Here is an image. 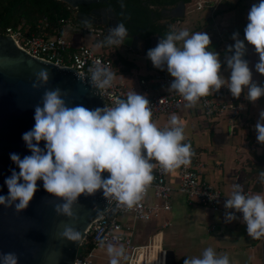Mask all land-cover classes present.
Instances as JSON below:
<instances>
[{
    "label": "clouds",
    "instance_id": "9594fccd",
    "mask_svg": "<svg viewBox=\"0 0 264 264\" xmlns=\"http://www.w3.org/2000/svg\"><path fill=\"white\" fill-rule=\"evenodd\" d=\"M247 18L244 36L259 54L256 71L264 74V0L251 6ZM129 37L126 25L118 22L110 27L105 40L97 47L120 48ZM232 39L235 43L227 49L231 55L225 57L231 71L228 79L221 74L220 54L210 50L211 38L203 31L190 33L171 26L157 46L148 50L147 57L154 67L170 73L174 79L168 91L181 95L188 107H194L202 97L218 92L222 86H227L236 98L246 88V99L255 102L264 96V86L253 82L249 61L245 59L247 47L239 32ZM89 73L91 86L99 91L111 87L115 79L111 68L99 62ZM50 77L47 69H40L32 87L39 90L49 83ZM78 78L82 79L79 74ZM67 95L59 87L48 89L41 104L34 106L35 124L22 136L31 155L21 158L10 153L19 172L10 170L11 175L5 179L8 195H0V205L14 206L18 213L25 211L39 190L37 182L43 181V189L63 201L54 205L60 216L74 219V206L79 198L100 190L106 197H114L131 208L142 200L154 179L153 160L168 171L191 163L195 153L190 143H183V126L173 115L171 127L159 129L152 120L153 108L146 95L134 91L126 99H117L114 106L94 109L82 104L69 106ZM255 129L257 141L264 144V111L260 112ZM41 142H45L43 147ZM105 172L110 175L104 177ZM260 176L264 179V171ZM232 188L224 207L243 214L249 236L264 237V194L246 192L239 183H234ZM237 219L234 212L225 213V223ZM60 236L75 242L81 233L70 225H63ZM108 252L110 264H120L124 249L109 245ZM0 264H19V256L15 252L0 253ZM184 264H230V261L226 254L217 255L209 247L200 257L186 258Z\"/></svg>",
    "mask_w": 264,
    "mask_h": 264
},
{
    "label": "water",
    "instance_id": "95a60500",
    "mask_svg": "<svg viewBox=\"0 0 264 264\" xmlns=\"http://www.w3.org/2000/svg\"><path fill=\"white\" fill-rule=\"evenodd\" d=\"M73 8L85 4L106 3L107 0H62ZM179 1L169 10H163V17H178L177 26L186 15V4ZM79 20L98 23L99 29H85L90 32H103L108 35L110 27L118 21L110 6L95 8L90 14L78 13ZM177 29V27H176ZM157 36L152 37L155 41ZM140 42L137 35L130 36L124 47L137 50ZM51 73L50 81L39 90L32 87L36 73L40 69ZM81 77L82 79L78 78ZM89 75L70 67H61L52 62L33 57L19 48L12 37L0 35V195H8L5 179L11 175V169L19 172L17 165L10 159V153L23 158L31 155L22 136L35 124L34 106L41 104L42 96L48 89L57 87L66 91L69 106L82 104L94 109L105 107L104 99L98 89L90 84ZM45 142H41L43 147ZM110 174L103 173L104 177ZM38 191L29 207L17 212L15 207L0 205V253L15 252L19 264H73L75 252L85 237L91 223L104 213L114 197H106L103 190L93 195H82L74 206L75 218L57 215L54 205L63 203L43 189V181H38ZM63 225H70L81 233L78 241L61 238ZM165 264H183L176 250L165 244Z\"/></svg>",
    "mask_w": 264,
    "mask_h": 264
},
{
    "label": "built area",
    "instance_id": "2783aa9c",
    "mask_svg": "<svg viewBox=\"0 0 264 264\" xmlns=\"http://www.w3.org/2000/svg\"><path fill=\"white\" fill-rule=\"evenodd\" d=\"M222 1L190 0L186 4V9L193 8L197 10L211 5H218ZM58 24L61 26L63 24L71 27L75 26V24L66 22L64 19H60ZM37 27L40 31L29 34H25L20 29L7 27L4 35L12 37L16 45L29 55L52 62L55 65L70 67L90 75L89 69L99 62L103 66L110 67L114 72L112 62L104 52L95 50L90 45L74 44L57 31L50 32L49 29L53 26L47 16H43L38 20ZM95 33L99 36V32ZM173 79L166 69H158L149 82L144 79L139 80L143 86L147 87L148 83H152L157 87L154 91L146 94L153 108L152 116L172 114L188 103L178 93H170L168 91ZM253 82L264 86V80H255ZM146 90L148 89L146 88ZM246 92L247 89L245 88L241 96L236 98L227 86H222L218 92L212 91L207 97H202L197 103V107L210 120L228 119L232 123L231 126L234 127L236 126L237 117L244 116L248 106L252 103V101L246 99ZM100 93L103 96L105 106L111 107L114 106L117 99H126L129 89L123 81L114 79L112 86L100 90ZM242 105L243 107H241ZM255 125L256 123H249V129L252 131L256 130ZM192 149L195 155L191 157V163L188 166L176 168L178 175L176 186H172L167 182L166 170L163 166L158 162H152L155 165L152 172L154 179L147 187L142 200L129 208L114 199L110 207L91 223L85 232V237L81 244L88 237L93 243V248L109 245L117 250L123 248L124 256L120 258V262H123V264H165L166 248L163 229L169 225V222H163L161 228L151 233L143 241H136L134 223L151 220L153 217L158 216L160 211L170 210L174 192L182 195L188 204L198 203L213 212L221 214L224 218L225 213L228 211H232L238 217H242V213L224 207L230 195L225 196L217 186L201 176L202 164L198 159L199 153L195 151L193 146ZM234 183L242 184L245 191L252 194V189L243 180L238 179ZM211 196L213 199H210ZM112 209L117 212V215H109ZM211 229L213 227H210L209 230ZM259 243L264 250V237L259 238ZM92 249L84 258L75 256L73 264H91V258L94 257Z\"/></svg>",
    "mask_w": 264,
    "mask_h": 264
},
{
    "label": "crops",
    "instance_id": "0c3cea01",
    "mask_svg": "<svg viewBox=\"0 0 264 264\" xmlns=\"http://www.w3.org/2000/svg\"><path fill=\"white\" fill-rule=\"evenodd\" d=\"M256 3H259V0H223L218 5L207 7L210 9L209 17L200 15L197 20L184 18L182 23L177 26V30L187 29L190 33L203 31L210 36V50L220 54L221 74L225 79L230 78V70L225 62V57L230 55L227 49L228 46L235 43L232 39L233 34L239 32L240 39L244 40L247 47L245 59L249 61L253 81L264 80V74L257 72L255 69V65L259 61V54L256 52L255 47L246 41L244 36V29L248 23V13L251 6ZM157 38L155 41L150 39L149 44L139 39L140 42L135 51L124 46H121L118 50L120 49L128 58L148 61L150 60L147 57L148 50L156 47L162 37L157 36ZM148 45L149 48L147 49ZM147 70V75L139 77V80L144 79L149 82L151 77L158 71L153 63L148 64ZM139 87V89L133 87L132 92L146 95L157 88L152 83H148L147 87L139 83ZM129 93L131 92L129 91ZM186 105L181 106L174 115L184 128L185 139L191 141L195 151L199 153L202 164L201 176L217 186L225 196L231 195L232 186L238 179L243 180L252 188V194H264V187L256 185L259 174L252 169L254 158L251 151L253 149L259 151L261 148L249 145V141L246 139L247 126L244 123V117H248L250 123H257L260 119V112L264 111V97L250 103L246 113L242 118L237 119L234 127L231 126L232 123L228 119L210 120L200 111L197 104L194 107ZM153 122L161 130L171 127L170 121L169 123L167 121L158 123L157 120ZM253 132L257 133V131ZM222 137L226 142H222ZM255 139L258 142L257 134ZM217 143L222 145H217V147L215 145ZM249 161L251 162L249 163ZM166 180L170 185L176 186L178 183L177 169L166 170ZM168 212H171V214L169 219L165 220L169 222V225L163 230L164 243L176 250L183 264L186 258L198 257L192 255L189 251L191 246L201 245L209 237L215 241L230 242L234 239L244 241L249 248L251 257L255 260L260 259V264H264V250L259 243V239L248 235L243 216L231 223H225L221 214L213 212L198 203L190 205L177 192L172 195L171 209ZM137 225V222H135V238L136 241H141L142 239L135 230ZM210 227H213V229L209 230ZM239 256L246 261L250 260L249 255L247 256L243 252ZM235 260L234 264H242L241 261Z\"/></svg>",
    "mask_w": 264,
    "mask_h": 264
},
{
    "label": "trees",
    "instance_id": "16d2710c",
    "mask_svg": "<svg viewBox=\"0 0 264 264\" xmlns=\"http://www.w3.org/2000/svg\"><path fill=\"white\" fill-rule=\"evenodd\" d=\"M179 1L181 0H107L106 3L91 4L89 6L85 4L73 8L62 0H0V35H4L7 27L20 29L25 34L38 32L40 31L37 27L38 20L43 16H47L51 21L53 27L49 29L50 32L57 31L61 34L63 28L67 26V23L63 24V26L59 25L58 21L60 19L75 24L74 27L79 29L81 27L77 23L81 21L77 15L80 10L86 11L90 6L108 5L112 8L117 21L123 22L126 25L129 35H137L139 39L149 44L152 36L157 35L163 37L170 31L171 26L169 24L171 22L173 23L178 17L164 18L163 10L171 9ZM184 1L188 2L189 0ZM102 35L103 33L99 36ZM148 48L149 45L147 46ZM108 58L110 57L108 56ZM110 60L114 68V73H116L115 68L118 60L111 58ZM119 60H123V57ZM125 66L127 67L129 65ZM242 117L243 115L240 116V118ZM247 118L244 117V123L247 126L246 139L249 141L250 146L254 145L261 148L259 151L253 149L251 153L254 158L252 169L259 174L256 185L262 187L264 185V179L261 178L260 173L264 171V144L256 142V134L249 129L250 122ZM237 119L239 118L237 117ZM183 143H190L192 145L191 141H187L186 139ZM152 162L154 163L156 161L153 160ZM109 215H117V212L112 209ZM92 248L93 243L87 237L78 246L75 256L80 257L79 255H86Z\"/></svg>",
    "mask_w": 264,
    "mask_h": 264
},
{
    "label": "rangeland",
    "instance_id": "374dc122",
    "mask_svg": "<svg viewBox=\"0 0 264 264\" xmlns=\"http://www.w3.org/2000/svg\"><path fill=\"white\" fill-rule=\"evenodd\" d=\"M200 15L209 17L210 9L207 7L197 9V10L193 8L186 9V15L184 18L188 17V19L197 20V18ZM61 35L65 39H67L68 41L74 44L90 45L92 46L93 49L104 52L107 57L109 56L113 60H118V64L116 65V68H115V71H116L115 80L123 81L128 86V89L130 92H132L133 87L136 89L140 88L139 87L140 82L138 78L141 76L147 75L148 73L147 66L148 64L152 63V61L150 60L146 61V60H139L136 58H132V59L128 58L121 52L120 49L118 50L116 46L97 47V45L100 42L105 40L106 36L104 34L102 36H97L95 32L83 31V30L78 29L77 27L66 26L63 28ZM121 57H123V60H119ZM125 65H129L130 67L129 66L126 67ZM174 113L170 115L157 114V115L152 116V120L153 121L157 120L158 123L160 122L165 123L166 121L167 123H169L171 119L170 117H172ZM225 135H228V134H225ZM222 142L224 143L226 142V140L223 138ZM215 145L219 146L222 144L217 143ZM198 159L200 160V157H198ZM250 189L252 188L250 187ZM170 214L171 212H168V211H160L158 216L153 217L151 220L144 221V222L138 221L137 229L135 228V230L139 234L142 241L145 240L146 237H148L151 233L161 228L163 222L169 219ZM209 247L213 248L215 252L217 253V255L226 254L229 258L230 264H234V261H236L235 259L241 261L242 264H260V259L255 260L253 257H251L250 255L251 253L249 251L248 246L246 245L244 241H241V240L234 239V240H231L230 242L215 241L213 238L209 237L208 240H206L201 245L191 246V250L189 251L192 253V255L200 257L203 251ZM92 250H93L94 257L91 258V264H110L111 256L108 252V246H104V247L97 246V247H94ZM242 252L245 253L247 256L249 255L248 256L250 258L249 261H246L245 259H243V257L241 258L239 256ZM79 256L82 258L86 257V255H82V256L79 255ZM120 264H123V262H120Z\"/></svg>",
    "mask_w": 264,
    "mask_h": 264
},
{
    "label": "flooded vegetation",
    "instance_id": "af4514ba",
    "mask_svg": "<svg viewBox=\"0 0 264 264\" xmlns=\"http://www.w3.org/2000/svg\"><path fill=\"white\" fill-rule=\"evenodd\" d=\"M91 4H86V6H89ZM108 5H98V6H90L88 7V9L85 11V10H80L78 13H82V14H90L91 11L95 8H102V7H107ZM81 22H78L77 25L80 26L81 28H79L80 30H85V29H99L101 30L103 28V26L101 24H98V23H91V22H86V21H82L80 20ZM177 21H178V18L174 20V22L170 23L169 25L170 26H175V28L177 27ZM95 32H98L95 31ZM103 32H99V35L102 34ZM104 34V33H103ZM130 36H135V35H130ZM155 36V35H154ZM157 36V35H156Z\"/></svg>",
    "mask_w": 264,
    "mask_h": 264
}]
</instances>
